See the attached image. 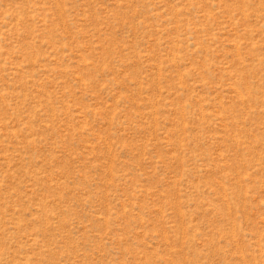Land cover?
<instances>
[{"label": "rangeland", "instance_id": "1", "mask_svg": "<svg viewBox=\"0 0 264 264\" xmlns=\"http://www.w3.org/2000/svg\"><path fill=\"white\" fill-rule=\"evenodd\" d=\"M0 264H264V0H0Z\"/></svg>", "mask_w": 264, "mask_h": 264}]
</instances>
